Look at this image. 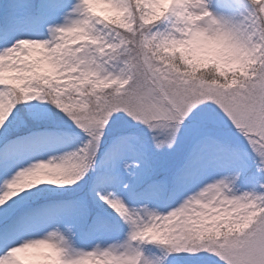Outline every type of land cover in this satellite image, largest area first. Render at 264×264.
<instances>
[{
	"label": "snow or ice",
	"instance_id": "snow-or-ice-1",
	"mask_svg": "<svg viewBox=\"0 0 264 264\" xmlns=\"http://www.w3.org/2000/svg\"><path fill=\"white\" fill-rule=\"evenodd\" d=\"M0 264H264V0L0 6Z\"/></svg>",
	"mask_w": 264,
	"mask_h": 264
},
{
	"label": "rangeland",
	"instance_id": "rangeland-1",
	"mask_svg": "<svg viewBox=\"0 0 264 264\" xmlns=\"http://www.w3.org/2000/svg\"><path fill=\"white\" fill-rule=\"evenodd\" d=\"M6 3H7V0H0V6H6ZM76 143H78V141H74L70 143L69 147H75ZM78 244L82 246H90L87 241H78Z\"/></svg>",
	"mask_w": 264,
	"mask_h": 264
},
{
	"label": "clouds",
	"instance_id": "clouds-1",
	"mask_svg": "<svg viewBox=\"0 0 264 264\" xmlns=\"http://www.w3.org/2000/svg\"><path fill=\"white\" fill-rule=\"evenodd\" d=\"M241 67H242V66H241ZM243 220H244V223H247L248 218L245 217V218H243ZM241 226H242V225H241Z\"/></svg>",
	"mask_w": 264,
	"mask_h": 264
}]
</instances>
